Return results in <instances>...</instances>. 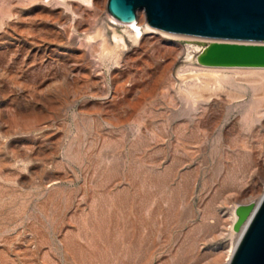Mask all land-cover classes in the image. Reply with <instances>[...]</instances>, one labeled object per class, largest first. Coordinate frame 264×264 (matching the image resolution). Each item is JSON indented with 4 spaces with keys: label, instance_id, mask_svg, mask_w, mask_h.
<instances>
[{
    "label": "rangeland",
    "instance_id": "obj_1",
    "mask_svg": "<svg viewBox=\"0 0 264 264\" xmlns=\"http://www.w3.org/2000/svg\"><path fill=\"white\" fill-rule=\"evenodd\" d=\"M108 2L0 0V264H227L264 194V70L135 41Z\"/></svg>",
    "mask_w": 264,
    "mask_h": 264
},
{
    "label": "water",
    "instance_id": "obj_2",
    "mask_svg": "<svg viewBox=\"0 0 264 264\" xmlns=\"http://www.w3.org/2000/svg\"><path fill=\"white\" fill-rule=\"evenodd\" d=\"M145 12L146 25L167 34L208 39L199 65L264 68V0H109L108 12L121 23ZM233 230L245 231L229 264H264V197L240 204Z\"/></svg>",
    "mask_w": 264,
    "mask_h": 264
},
{
    "label": "bare ground",
    "instance_id": "obj_3",
    "mask_svg": "<svg viewBox=\"0 0 264 264\" xmlns=\"http://www.w3.org/2000/svg\"><path fill=\"white\" fill-rule=\"evenodd\" d=\"M139 14V13H138ZM140 14H141V12H140ZM143 15V14H142ZM142 15H139V16H141V18H143L142 17ZM116 22H118L119 23V21L118 20H116L115 18H113ZM143 20V19H142ZM144 21V20H143ZM120 24H122V25H125L127 28H129V31H130V34H131V36H132V38L136 41V40H138V39H140V38H143L144 37V32H147V31H149V32H155L156 30H154V29H152V28H150L148 25H146V23H141V19L139 18L138 19V17H137V19L135 20V21H133V22H131V23H121L120 22ZM142 26H143V28H142ZM164 34H167V33H164ZM168 35H172V34H168ZM172 36H181V35H172ZM115 38L118 40V45H120V46H124L125 44H124V39H123V37L122 36H118L117 34L115 35ZM196 38V37H195ZM198 51L199 52V55L200 54H202V52L205 50V49H203V50H199V49H197V48H195L194 49V51ZM196 51V52H197ZM198 55V56H199ZM198 56H197V58H195L193 55H191V54H188V57H187V59H188V61H191V60H194V59H196L197 60V63H198ZM199 64V63H198ZM202 68H215V67H205V66H202V65H200ZM232 69H237V71L238 70H264V68H232ZM243 72V71H242ZM206 87V86H205ZM194 88V91L196 90L195 89V87H193ZM196 88H197V86H196ZM204 89V88H203ZM196 91H198V90H196ZM199 92V91H198ZM202 92V91H201ZM195 94H197L198 95V93L196 92V93H194V95ZM202 94V93H201ZM199 95H200V92H199ZM264 197V194L260 197V199H258V201L257 202H254V203H256V204H259L260 203V201L262 200V198ZM238 207V205H236L235 206V210H236V208ZM236 220H237V216H236V214H235V212H234V219H233V223H232V226H231V230L234 232V230H233V227H234V224H235V222H236ZM246 226L247 225H245L244 227H243V229H242V231L240 232V233H235V235H236V237H237V239H236V243H234V246L231 248V250L229 251V253H228V257H227V264H229V262H230V260H231V258H232V256L234 255V252H235V250H236V248H237V246H238V244H239V242H240V240H241V238H242V235H243V233H244V231H245V228H246Z\"/></svg>",
    "mask_w": 264,
    "mask_h": 264
}]
</instances>
